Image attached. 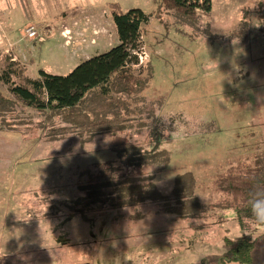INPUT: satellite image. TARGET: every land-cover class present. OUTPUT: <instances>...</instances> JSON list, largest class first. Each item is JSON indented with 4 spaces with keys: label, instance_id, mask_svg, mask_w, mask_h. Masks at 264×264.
Wrapping results in <instances>:
<instances>
[{
    "label": "rangeland",
    "instance_id": "rangeland-1",
    "mask_svg": "<svg viewBox=\"0 0 264 264\" xmlns=\"http://www.w3.org/2000/svg\"><path fill=\"white\" fill-rule=\"evenodd\" d=\"M159 1L0 0V72L9 53L25 66L27 77H38L40 69L66 74L82 56L118 44L109 2L155 13ZM87 4L102 7L98 27L107 42L75 51L84 45L75 39L92 40L86 32L94 27L84 9L67 21L64 37L58 32L47 37L38 27L42 41L24 33L25 23L45 27L57 11ZM154 13L142 29L148 58L132 66L133 74L148 78L144 97L110 94L127 102L130 121L146 119V126L140 133L116 134L111 143L134 142L143 152L165 148L169 162L155 176L158 189L169 192L174 175L190 171L197 180L195 194L211 205L219 196L212 179L230 165L252 160L263 137L264 0H211L209 15L192 22L173 16L163 23ZM82 14L86 17L79 19ZM84 21L89 30L78 29ZM66 41L73 46L69 53L60 48ZM0 92L12 97L1 81ZM79 144L51 143L38 128L0 130V161L6 162L0 169V264H240L225 256L244 235L253 241L250 264H264V225L242 229L232 208H213L207 221L190 224L155 204L90 205L77 182L84 165L119 159L129 164L133 154L98 143L81 154ZM53 204L61 208L44 215Z\"/></svg>",
    "mask_w": 264,
    "mask_h": 264
},
{
    "label": "trees",
    "instance_id": "trees-1",
    "mask_svg": "<svg viewBox=\"0 0 264 264\" xmlns=\"http://www.w3.org/2000/svg\"><path fill=\"white\" fill-rule=\"evenodd\" d=\"M108 7L118 44L82 60L66 74L40 69L38 77H27L24 65L9 53L4 56L6 63L0 72V81L12 97L0 92V130L20 132L38 128L42 138L51 143L78 140V149L85 154L96 148L95 143L100 147L112 146L116 134H136L144 129L146 119L130 121L126 116L131 112L127 102L110 94L144 97L148 78L132 73L131 64L137 62V57L131 50L138 46L142 25L154 12L147 13L137 7L122 10L117 2H109ZM210 11L211 0H160L154 14L163 23L166 18L173 20V16L192 22L199 14L209 15ZM14 77L24 81L14 82ZM121 110L125 111L124 116ZM260 126L263 137L253 159L230 165L212 179L211 187L219 196L211 205L195 194L197 180L190 171L177 172L169 192H161L155 176L167 167L168 151L154 147L143 152L144 146L134 142L121 147L114 144L110 148L117 149V154L132 153L129 164L119 159L84 165L77 176L79 189L85 191L90 205L102 203L126 208L155 204L162 213L190 224L207 221L213 208H232L242 229L259 225L251 213L250 199L253 192L264 190V122ZM60 208L61 205L53 204L44 215ZM252 242L242 236L229 247L225 259L250 264Z\"/></svg>",
    "mask_w": 264,
    "mask_h": 264
},
{
    "label": "crops",
    "instance_id": "crops-1",
    "mask_svg": "<svg viewBox=\"0 0 264 264\" xmlns=\"http://www.w3.org/2000/svg\"><path fill=\"white\" fill-rule=\"evenodd\" d=\"M82 6H84V7L75 6L72 9V11H68V12L64 11V10L61 11V12L57 11L56 12L57 15H55V14L53 15L54 19H51L49 21L47 20L48 22L44 21L45 22L44 23L45 27L43 26V24H38V25L36 24L37 25L36 27H38V28H40L42 30H46V32L48 34L47 37L52 35L54 32H58L59 35L62 37L65 34L64 31H62V29L66 26L67 21L71 20L73 18V16L75 15V13L79 9H84V10H88L85 13L89 14V17L91 18V23L90 24H92V26L94 27V29L92 30L91 34H90V32H86L87 35H90V38H92L93 41L91 39H87V38H82L80 41H78V39H75V40H77V42H84V45L83 46H81V45L78 46L79 49L75 50V51H79V50L81 51L83 48L91 47V46L95 45L97 42H107V40H106L107 37L105 36V34H103V31L101 30V28L98 27V25L100 24V20L99 19L103 18V10H101L102 7H96L93 4H87V5H82ZM109 13L111 15L110 11H109ZM109 13H107V15H109ZM81 16L83 17V16H85V14L79 15L78 16V17H80L79 19H81ZM110 18L112 20V16ZM28 24L29 23H25L24 26H27ZM112 24H113V22H112ZM84 25H85V27H84ZM88 25L89 24H87V22H85V21L81 22V24L79 25L78 29H88L89 30ZM143 25H142V27H143ZM113 26H114V24H113ZM96 28H99V29H96ZM71 29L75 30V27H72ZM114 29H115V26H114ZM83 33H85V32H83ZM115 35L117 36L116 29H115ZM142 38H143V36H142ZM38 41H42V40H38ZM67 41L65 42V46L60 44V48L66 50L69 53L68 50H72L73 51V46H71V45L69 46V44H67ZM53 42H56V41H53ZM66 47H67V49H66ZM88 56H85V57L82 56V58L86 59V58H88ZM14 58L16 59V55H14ZM5 164H6V162L2 159L0 161V169L3 168Z\"/></svg>",
    "mask_w": 264,
    "mask_h": 264
},
{
    "label": "built area",
    "instance_id": "built-area-1",
    "mask_svg": "<svg viewBox=\"0 0 264 264\" xmlns=\"http://www.w3.org/2000/svg\"><path fill=\"white\" fill-rule=\"evenodd\" d=\"M24 33L28 38H38V35H39L37 29L32 24H29L25 27ZM41 39L42 38H40L39 40ZM141 39H142V36L140 35L138 38L139 45L135 49L131 50V53L137 57V62L134 64L132 63L131 64L132 66L142 65L145 62V60H147L148 58L147 52L145 50V46L142 43Z\"/></svg>",
    "mask_w": 264,
    "mask_h": 264
},
{
    "label": "clouds",
    "instance_id": "clouds-1",
    "mask_svg": "<svg viewBox=\"0 0 264 264\" xmlns=\"http://www.w3.org/2000/svg\"><path fill=\"white\" fill-rule=\"evenodd\" d=\"M82 2H87V0H82ZM250 209L255 221L264 225V190H257L252 193Z\"/></svg>",
    "mask_w": 264,
    "mask_h": 264
}]
</instances>
